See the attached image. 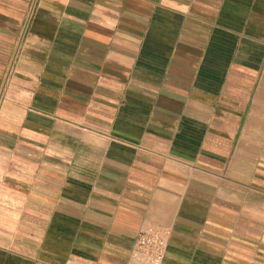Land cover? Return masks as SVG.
<instances>
[{
	"label": "crops",
	"instance_id": "0c3cea01",
	"mask_svg": "<svg viewBox=\"0 0 264 264\" xmlns=\"http://www.w3.org/2000/svg\"><path fill=\"white\" fill-rule=\"evenodd\" d=\"M264 264V0H0V264Z\"/></svg>",
	"mask_w": 264,
	"mask_h": 264
},
{
	"label": "built area",
	"instance_id": "2783aa9c",
	"mask_svg": "<svg viewBox=\"0 0 264 264\" xmlns=\"http://www.w3.org/2000/svg\"><path fill=\"white\" fill-rule=\"evenodd\" d=\"M167 247V232L154 225H144L138 232L133 256L147 264H161Z\"/></svg>",
	"mask_w": 264,
	"mask_h": 264
}]
</instances>
